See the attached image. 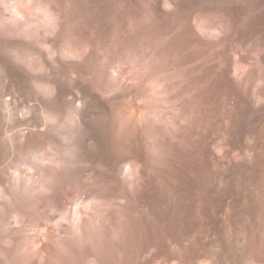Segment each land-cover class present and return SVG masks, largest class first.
Returning <instances> with one entry per match:
<instances>
[{"label": "rangeland", "instance_id": "1", "mask_svg": "<svg viewBox=\"0 0 264 264\" xmlns=\"http://www.w3.org/2000/svg\"><path fill=\"white\" fill-rule=\"evenodd\" d=\"M0 1V264H169L155 164L215 137L208 78L264 2Z\"/></svg>", "mask_w": 264, "mask_h": 264}, {"label": "bare ground", "instance_id": "2", "mask_svg": "<svg viewBox=\"0 0 264 264\" xmlns=\"http://www.w3.org/2000/svg\"><path fill=\"white\" fill-rule=\"evenodd\" d=\"M241 27L231 43L239 77L223 64L208 78L210 103L224 107L215 137L155 164L153 252L165 263L264 264V11Z\"/></svg>", "mask_w": 264, "mask_h": 264}, {"label": "water", "instance_id": "3", "mask_svg": "<svg viewBox=\"0 0 264 264\" xmlns=\"http://www.w3.org/2000/svg\"><path fill=\"white\" fill-rule=\"evenodd\" d=\"M0 5H3L1 1H0ZM43 14H44V17H47V14L46 13H43ZM24 65L27 66V67H29L31 69V65L30 64L24 63ZM14 166L16 168H18V166H16V165H14ZM29 179H30L29 176L28 175H25L21 180H22V182L24 184V183L28 182Z\"/></svg>", "mask_w": 264, "mask_h": 264}]
</instances>
